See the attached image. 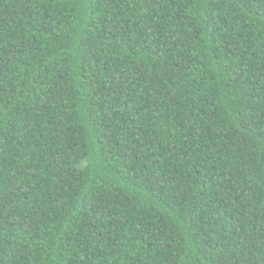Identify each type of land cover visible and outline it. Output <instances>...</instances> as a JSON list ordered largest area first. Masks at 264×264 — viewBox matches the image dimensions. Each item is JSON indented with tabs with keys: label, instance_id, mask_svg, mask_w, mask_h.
<instances>
[{
	"label": "trees",
	"instance_id": "1",
	"mask_svg": "<svg viewBox=\"0 0 264 264\" xmlns=\"http://www.w3.org/2000/svg\"><path fill=\"white\" fill-rule=\"evenodd\" d=\"M0 264H264V0H0Z\"/></svg>",
	"mask_w": 264,
	"mask_h": 264
}]
</instances>
